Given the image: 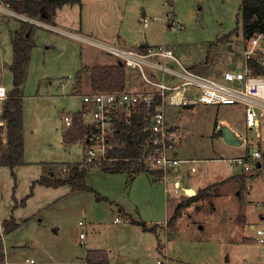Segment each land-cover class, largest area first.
Wrapping results in <instances>:
<instances>
[{
	"label": "rangeland",
	"instance_id": "obj_1",
	"mask_svg": "<svg viewBox=\"0 0 264 264\" xmlns=\"http://www.w3.org/2000/svg\"><path fill=\"white\" fill-rule=\"evenodd\" d=\"M83 1L82 15L88 26L104 22L100 28L109 24L112 35L117 30L128 37L150 36L151 41L171 49L183 66L218 81L228 69L239 68L248 48L238 16L240 0H165L163 6L162 0H131L125 9L116 0H105L101 6L96 0ZM65 9L57 14L66 25L61 26L77 33L78 27L70 24L76 17L74 9ZM142 12L149 24L146 28L142 27ZM171 22L175 23L169 27ZM19 23L18 18L0 14V46L4 53L0 83L8 90L12 89V40ZM34 35L36 44L30 54L22 100L23 159L28 164L13 172L0 165V237L5 264H76V257L91 249L109 252L117 264H264V254L242 241L254 239L256 230L264 229V219H260L264 216V168L242 173L240 167L229 166L231 159L245 156L251 146L264 152V124L258 130H246L239 105H195L179 117L184 137L178 142L179 155L188 161L183 165H190L195 178L201 174L206 179L200 186L236 176L211 187L209 194L216 195L214 199L209 198L197 209H187L176 223V234L146 233L121 218L119 223L113 222L121 209L132 220L166 226L173 210L166 201L176 196L172 187L163 180L155 181L150 172L130 180L127 173L106 174L96 162L90 163L85 182L90 192H70L67 186L53 189L35 182L65 177L68 167L64 165L84 159V143L58 140L66 130L61 115L67 113L72 118L71 113L81 109L80 94L95 92L89 90L87 81L81 83L85 88L71 87L81 47L90 54L89 64L101 65L114 58L69 35L42 29ZM263 44L264 38L258 49ZM170 108L166 112L172 116L176 108ZM222 121L236 127L241 145H228L217 135L224 127ZM3 143L0 132V148ZM22 199H26L23 206ZM10 217L16 224L17 220L26 221L15 231L3 234L2 222ZM189 217L192 222L187 225ZM78 221L84 223L81 231L86 235L81 244ZM158 240L166 250L157 249Z\"/></svg>",
	"mask_w": 264,
	"mask_h": 264
},
{
	"label": "built area",
	"instance_id": "obj_2",
	"mask_svg": "<svg viewBox=\"0 0 264 264\" xmlns=\"http://www.w3.org/2000/svg\"><path fill=\"white\" fill-rule=\"evenodd\" d=\"M0 14L18 18L31 27L72 36L95 49L104 50L121 66L135 71L142 83L148 86V90L89 92L81 96L82 106L78 113L88 129L89 144L80 166L95 162L112 165L132 161V165L154 173L157 179L163 177L168 169L178 167L181 160L177 157L176 150L182 134L179 129L168 125L165 118L168 107L189 109L195 105H239L243 108L246 130H258L264 124V75L256 73L249 64L250 60H257V47L263 40L264 33L248 40V48L239 62L240 68L225 71L221 81H218L183 66L173 51L164 45L134 49L90 42L78 35L66 34L39 17L18 13L5 0H0ZM143 21L146 25L147 21ZM174 23L171 22L169 27ZM7 98V91L0 87V116ZM135 116H139L144 122L142 131L145 132L146 139L142 153L135 158L109 156L110 150L123 146L115 136L118 126L130 125ZM61 120L66 129L72 125L70 114L63 113ZM256 135L260 137L258 132ZM229 166L230 169L240 167L242 173H248L252 169L260 170L264 168V152L251 146L245 156L231 159ZM114 221L118 222L119 218ZM78 225L82 227L83 223L80 221ZM255 235L254 241L264 247V229H257ZM84 236V232L79 234L80 239Z\"/></svg>",
	"mask_w": 264,
	"mask_h": 264
},
{
	"label": "trees",
	"instance_id": "obj_3",
	"mask_svg": "<svg viewBox=\"0 0 264 264\" xmlns=\"http://www.w3.org/2000/svg\"><path fill=\"white\" fill-rule=\"evenodd\" d=\"M11 8L18 13L25 14L28 17H39L47 24L52 22L55 10L63 5L73 4L78 0H5ZM240 23L243 33V40L248 41L257 34L264 33V0H241L239 9ZM33 27V26H32ZM32 27L25 22L20 21L19 29L14 33L12 40L13 61L9 66L12 73V88L9 91L8 98L3 104V112L1 119L6 124V140L5 144L0 148V165L9 168L12 172L19 165L23 164L24 141H23V106H21L22 88L21 85L25 80L27 65L30 59L31 50L34 47L32 39ZM249 64L254 71L264 75V66L257 61L250 60ZM88 71L91 89L95 92L105 91H122L125 89V68L116 66L91 67L86 68ZM82 73L77 74V85L81 84ZM72 125L66 129L62 135V140L68 144L83 142L88 145L87 141L88 129L81 122L80 114H72ZM144 122L139 116H135L130 125H119L115 134L122 143L121 148H113L109 151V156H117L120 158L139 157L142 153L146 134L142 131ZM221 136V132H219ZM103 171L107 172H123L128 168L140 172L143 167L132 165V161H124L108 165L106 163L98 164ZM67 173L65 177H57L50 179H40L36 182L39 185L48 188H57L59 186H69L71 189L92 191L86 184V177L91 165L80 166L79 163L67 165ZM34 185H32L33 188ZM212 187V186H211ZM211 187L199 191L196 196L191 198L192 201L204 198L208 195ZM31 196V192L30 195ZM22 199L20 205H25ZM178 212H175L167 222L171 226L172 222L177 218ZM11 217L4 220L2 230L4 233H10L17 228L16 222ZM135 225L142 227L143 232L155 231L154 228L148 230L145 223L131 220ZM5 257L0 237V264H4ZM85 264H110L105 251L91 250L87 251L85 256Z\"/></svg>",
	"mask_w": 264,
	"mask_h": 264
},
{
	"label": "crops",
	"instance_id": "obj_4",
	"mask_svg": "<svg viewBox=\"0 0 264 264\" xmlns=\"http://www.w3.org/2000/svg\"><path fill=\"white\" fill-rule=\"evenodd\" d=\"M104 1L105 0H96L97 6L98 5L101 6V4ZM110 1L113 2V3H115L113 0H110ZM116 1H117V3H120L121 2L122 6H123V9H125L126 6H127V4H128V2L131 1V0H116ZM164 1L165 0H162V6L165 3ZM240 2H241V0H240ZM84 3L85 2L83 0H78L77 2H75L73 4H67V5H63V6L59 7V8H57L55 10V14H54V17H53L52 22L50 23V25L55 26L56 28L60 29L61 31H63L66 34L69 33V34H73V35H78V36H80V37H82L84 39L86 38V39L90 40V42L91 41H95V42L102 43V44L105 43V44H109V45L125 46V47H128V48H134V49H139V48H142L143 49V48H147V47H156V45H164V44L157 43V41L156 42L151 41L150 40V36L145 37V38H142L141 35L134 36V37L133 36L128 37L123 32H120V31H117V30L114 31L115 34L112 35L111 32H110L111 29L109 27V24H107L108 26H106V23H105L104 26L102 27V29L100 28L103 25L104 22L102 24H97L95 22L94 23L92 22L91 25L88 26L87 23H86V21H85L86 20V17L84 19V16L82 15V12L84 10ZM67 7H68V9H74V16H76V17H75V19H73V21L71 20L70 24H74L75 26L78 27V32L77 33L72 32L70 29L63 28L61 25H64V26H66V25L64 24V22H62L61 20L58 19L57 14H59V12H62L64 10H66L65 8H67ZM238 9H239V7H238ZM76 12H78L77 15H76ZM140 14H141V19L143 18V20H144L145 19V16H146L145 12H142ZM239 15H240V13H238V16ZM141 23H142V27L143 28H146L149 25L148 22H147L146 25H144V21H141ZM93 24H95L98 28L97 29L94 28L92 26ZM19 25H20V23L17 24V29L14 31V33L19 29ZM180 28L182 29V26H180ZM38 29H41V28L34 27V26L32 27V34L31 35H32V39H33V42H34V46L36 44L35 43V39H34V37H35L34 34H35V32ZM42 30H44V29H42ZM260 46H261V48L263 50L264 44L263 45H260ZM90 47H92V46H90ZM228 47H230V50H232V47L230 45H228ZM82 48L83 47H81L80 57H79V60H78V68H77L78 71L76 72V75L74 76V82H72V84H71V87L73 89H75L77 87V74L79 72H81L82 73L81 83L87 81V85H89V88H90L89 90H91L90 80H89V74L90 73L88 71H85L86 68H91V67H104V66H116V65H118L120 67H123V66L119 65V62L114 57H113L114 58V61L113 62L104 63V64H101V65L89 64L90 63L89 62L90 61V57H89L90 54H89L88 51H85ZM92 48H94V47H92ZM261 48L258 49V47H257V60H255V61H257V63L260 64L261 66H264V52L261 50ZM167 49H169V48H167ZM3 54L4 53L2 52V48L0 46V60H1V58H3ZM12 54L13 53L11 51V55ZM12 61H13V55H12ZM238 67L240 68V65ZM228 70H230V69H228ZM127 71H130V79H129L130 82H127L128 81V78H129L128 77V74L129 73ZM11 75H12V73H11ZM125 76H126V79H125V85H126L125 86V89L126 90H128V89H130V91L148 90V86H146V85H144L142 83V81L139 79L138 74L135 71L125 68ZM26 77H27V72H26ZM26 77H25V79H26ZM0 82H1V79H0ZM24 82H25V80H24ZM24 82L21 85V88H22L21 106H22V100H23V97H24V88H23ZM80 86H82V88H85V86H83L81 84H80ZM0 87H3L7 91V93L9 94V91L10 90L6 89L3 85H1V83H0ZM11 88H12V86H11ZM77 88H80V87H77ZM87 93H85V94H87ZM85 94H80V98H81L82 95H85ZM45 103L47 104L46 101H45ZM206 107H208V106H206ZM168 108H170V107H168ZM173 108H176V112H174V115H172V116L171 115H168V113L166 112L165 118L167 120L168 125L174 127L175 129H179V131L181 132V134H183L182 131H181V128H180V124H179L180 123L179 122L180 121L179 117H180L181 114H183L184 111H187V110H190V109H187V108H179V107L178 108L177 107H173ZM170 109H172V108H170ZM73 113H78V111L77 112H73ZM73 113H71V114H73ZM173 116H174V119L175 120L171 118ZM80 117H81V115H80ZM81 122H82V120H81ZM221 125H223L225 127H228L229 129H231L232 132L235 135H237L238 139L239 140L241 139L240 135L236 131V127L233 126L231 123H228L226 121H222ZM221 125L220 124H218V125L216 124L217 127L218 126H221ZM3 131H5L4 136H3ZM0 132H1L2 137L4 138V140H6V124L1 119V116H0ZM219 132L220 131L217 132V135L218 136H220ZM23 137H24V134H23ZM61 137L62 136H58V140H62ZM181 137L184 138L183 135ZM80 143L83 144V142H80ZM3 144H5V143H3ZM84 148H86V145H84ZM176 155L181 160V162L179 163L178 167H174V168L168 169L165 172V174L163 175V177H160L159 179L156 178V176H155L154 173H152V172H150V173H152V176L154 177V179H156L155 181L163 180V181H165L169 185V187H172L170 190L173 192V194H174V196H176V198H173V197H170L169 196V198H167L166 204H167V206L173 208V210H174V211L172 210V213L170 214V216H172L175 212H178L177 218L172 222L171 226L167 225V222L170 219V216H168V219H167V222H166V226H164L163 224L162 225L161 224L160 225L159 224H154L153 226H152V224H145V226H147L148 230H150L151 228H153L155 226H159L158 229L156 228L155 231H146V233H148V232H154L157 235H159L160 233H162L163 231H165L164 234L165 235L168 234V236L171 233L176 234V231H177L176 223L179 220V218H181V216L185 213V211L187 209L191 208V206H193L194 208L197 209V206H201L204 202H207L209 198H213L214 199L216 197V195H213V194L210 195L208 193V195L206 197L196 199V201H192L191 198H193L194 196H196V194L199 191L204 190L207 187H211L214 184H219V183L225 184L226 182H228L229 180H231V178H235V176H236V175L232 174L231 177H229L227 179H223V180L218 181V182H215L214 184L209 183L206 186H200V185H203L202 183L206 179L201 174L195 178V174H193V169H190V165H183V164H187V163H185L187 160L186 159H182V157L180 158L178 144H177ZM190 161L192 162L193 160H190ZM26 164H28V163H26V161L23 159V164H21V165H26ZM68 164H70V163H68ZM64 166H67V165H64ZM18 167H16V168H18ZM145 171L146 170H142L140 172H135L134 169L128 168V169H126L123 172H109V171H107V172H103V173H106V174L107 173H111V174H114V173H116V174H120V173L125 174V173H127L128 174V178H130V180H132L137 175L142 174V172H145ZM146 172H148V171H146ZM50 174H52V172H50ZM87 174H88V172H87ZM52 178H53V176H52ZM37 180L38 179H36L35 182ZM36 184H35V186H36ZM35 186H33V188ZM65 186H59V187H65ZM67 187H69V186H67ZM74 190H77V189H71L70 188V192H72ZM165 190H166V193L169 192V190L167 188H165ZM243 192H245V191H243ZM169 200H170V202H169ZM119 212H120L119 213V216L118 217H115V218H121V219H123L125 221H128V222L130 221L129 223L132 224V222H131L132 219L130 218L131 216L129 217L127 214L125 215L124 211L121 210V209L119 210ZM13 219H15V218H13ZM260 219L263 220L264 219V216L260 215ZM5 220H9V219H5ZM17 221H18L17 222V225H18L17 228H19L20 223H22L23 221H26V220L23 219V220H17ZM190 221L191 220H190V217H189V220H188L189 223H187V225L192 222V221L191 222ZM79 222L80 221H78V223ZM113 222L114 223H119V221L118 222H115L114 220H113ZM78 223H77V227H79V229H80V232L78 233V241L81 244V243H83V240L85 239L86 235L82 239L79 238V234L81 232H84V231H81V228L84 229V223L82 222L83 223V226L82 227H80L78 225ZM254 227H255L254 224H251L250 223L249 228L250 229H253ZM16 229H14L13 231H15ZM199 229H203V225H200L199 226ZM3 234H4V232H3ZM7 234H9V233H7ZM144 236L146 237V234L145 233H144L143 237ZM159 241L160 240H158V242H157V244H158L157 249L160 252H162V249H164L165 246H164V244H160ZM242 241L245 244H252V245L256 246V249L258 250L259 254H262V255L264 254V248L262 246H260L259 244L257 245L256 244V241H254V239L252 237L251 238H243ZM2 248H3L4 257H5V252H4V249L5 248H4L3 245H2ZM91 250H100V249H91ZM91 250H88V251H91ZM164 250H166V248ZM105 252L107 253V256H108V262L110 264H117V263L113 262V257L111 256V254L109 252H107V251H105ZM86 253H87V251L85 252L84 256H82V257L81 256L76 257L77 259H79V262H77L76 264H85V256H86ZM4 264H5V262H4Z\"/></svg>",
	"mask_w": 264,
	"mask_h": 264
},
{
	"label": "water",
	"instance_id": "obj_5",
	"mask_svg": "<svg viewBox=\"0 0 264 264\" xmlns=\"http://www.w3.org/2000/svg\"><path fill=\"white\" fill-rule=\"evenodd\" d=\"M119 65H121L119 63ZM222 130L220 131L221 132V136L223 137L224 139V142L228 145H240V141L237 137V135H235L231 129H229L228 127H223L221 128Z\"/></svg>",
	"mask_w": 264,
	"mask_h": 264
}]
</instances>
